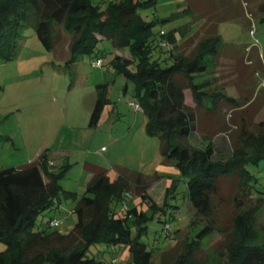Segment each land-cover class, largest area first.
<instances>
[{"label":"trees","instance_id":"16d2710c","mask_svg":"<svg viewBox=\"0 0 264 264\" xmlns=\"http://www.w3.org/2000/svg\"><path fill=\"white\" fill-rule=\"evenodd\" d=\"M155 2L0 0V54L12 58L19 27L29 18L47 49L59 28L69 33L68 60L87 54L100 58L102 65L97 43L101 39L111 43L115 53L109 63L132 82L136 104L146 116L145 132L158 137L162 157L172 161L185 180L192 208L190 224L200 225L188 249L171 262L152 259V250L140 236L152 212L164 210L168 202L150 199L147 208L151 215L130 203L133 196H139L140 202L150 198L148 183L140 172L132 170L129 175L117 167L118 172L111 177L101 166L91 164L84 192L77 197L59 183L64 165L57 171L50 169L46 153L41 151L34 160L0 168V264H117L116 256L105 261L87 254L89 247L99 242L125 245L128 256L121 264H264V240H259L249 204L253 200L264 203V191L257 194V178L249 168L264 160V119L254 121L245 115L254 101L229 95L211 87L207 77H199L208 68V55L219 56V34L213 31L201 38L194 51L185 54L177 48L180 40L174 29L155 31L158 19L148 20L139 13V8H153ZM255 13L264 23V0L256 4ZM106 86V82L96 84L90 127L97 124L109 100ZM185 89H189L192 103L186 102ZM227 109H231L234 126L227 154L216 151L215 134L204 133L201 144L191 141L199 111L218 119ZM223 180L229 181L232 192L224 224L223 219L219 221L223 207L215 200ZM61 198L75 199L73 226L62 233L50 228L54 225L50 223L54 218H50L46 225L35 228L38 215ZM215 230L224 236V260L196 257L193 252L200 238Z\"/></svg>","mask_w":264,"mask_h":264},{"label":"rangeland","instance_id":"374dc122","mask_svg":"<svg viewBox=\"0 0 264 264\" xmlns=\"http://www.w3.org/2000/svg\"><path fill=\"white\" fill-rule=\"evenodd\" d=\"M259 1L156 0L153 8H139V13L148 20L158 19L155 31L174 29L180 40L177 48L185 54H191L201 38L218 33L219 56L208 55V68L199 77H207L211 87L229 95L254 101L250 114L248 111L245 115L256 121L264 119V23L259 22L255 13ZM68 40L69 33L59 28L53 45L45 48L29 18L19 27L12 58L5 59L0 54V168L34 160L39 152L45 151L50 169L57 171L64 165L65 173L59 183L77 197L84 192L92 173L91 164L101 166L111 177L118 172L117 167L129 175L132 170L140 172L148 183L150 198L140 202L139 196H133L130 203L143 207L151 215L147 208L150 199L168 202L164 210L152 212L140 239L152 250L153 260L171 262L188 249L200 227L190 224L192 208L185 180L176 165L162 157L158 137L145 132L146 116L136 106L138 99L132 82L115 72L109 63L115 53L111 43L107 39L98 41L102 65H93L95 56L87 54L68 60ZM101 82L107 83L105 93L109 100L104 103L97 124L90 127L88 119L96 84ZM185 93L186 102L192 103L189 89ZM230 112L227 109L217 119L199 111L191 141L201 144L204 133L215 134L216 151L227 154L234 129ZM249 168L257 178L255 190L261 194L264 160ZM231 194L229 181H221L215 200L223 207L219 220L223 219V224L232 206ZM74 203L71 198L56 200L38 215L35 228L55 218L57 222L50 228L67 232L76 220L72 212ZM249 204L254 210L253 225L259 240H264V203L253 200ZM166 222L168 227L164 226ZM223 238L217 230L205 234L194 255L224 260ZM87 254L105 261L116 256L117 264L128 256L125 245L101 242L92 244Z\"/></svg>","mask_w":264,"mask_h":264},{"label":"built area","instance_id":"2783aa9c","mask_svg":"<svg viewBox=\"0 0 264 264\" xmlns=\"http://www.w3.org/2000/svg\"><path fill=\"white\" fill-rule=\"evenodd\" d=\"M92 64L93 65H101V59L100 58H97L96 60H94L93 62H92ZM136 106L138 107V108H140L137 104H136ZM56 222H57V220L54 218V219H52L51 221H50V223L51 224H56Z\"/></svg>","mask_w":264,"mask_h":264},{"label":"crops","instance_id":"0c3cea01","mask_svg":"<svg viewBox=\"0 0 264 264\" xmlns=\"http://www.w3.org/2000/svg\"><path fill=\"white\" fill-rule=\"evenodd\" d=\"M90 174H91V173H90ZM89 177H90V176H89ZM89 177H88V179H89ZM88 179H87V180H88ZM86 182H87V181H86Z\"/></svg>","mask_w":264,"mask_h":264}]
</instances>
